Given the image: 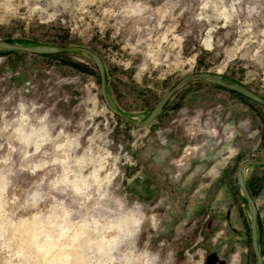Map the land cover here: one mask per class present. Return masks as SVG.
<instances>
[{
	"label": "rangeland",
	"instance_id": "rangeland-1",
	"mask_svg": "<svg viewBox=\"0 0 264 264\" xmlns=\"http://www.w3.org/2000/svg\"><path fill=\"white\" fill-rule=\"evenodd\" d=\"M0 41L90 50L108 100L136 121L192 74L264 99V0H0ZM240 122L264 130V107L194 80L138 129L106 109L85 55L0 51V264H68L34 254L59 232L57 248L83 264L157 250L170 264H238L224 252L226 224L196 193L206 198L210 157L224 146L240 143L233 169L264 156V143L255 151L235 137ZM55 216L57 229L34 225ZM19 223L31 230L15 243Z\"/></svg>",
	"mask_w": 264,
	"mask_h": 264
},
{
	"label": "crops",
	"instance_id": "crops-1",
	"mask_svg": "<svg viewBox=\"0 0 264 264\" xmlns=\"http://www.w3.org/2000/svg\"><path fill=\"white\" fill-rule=\"evenodd\" d=\"M237 124L238 126H235L236 128L233 129V132L236 134L235 137L239 141L242 140L244 142L247 138L254 140L255 151L259 149L260 144L262 147L264 143L263 128L260 129L256 127L247 129L244 122ZM226 153L230 154L225 156ZM239 153L240 143L239 146L234 143L232 146H224L222 150L214 152L210 157L211 164L207 169V174H213V180L210 183L212 187L207 185V191H209L206 193V198L199 193L200 190H202L201 188H199L196 194H198V200H202V202H198L200 205L202 203L204 204L205 199H207L205 203L210 209L208 215L223 221L228 228V240L230 243L228 247H225L224 252L226 253L227 250H229V252L231 251L230 253L233 255L232 258L236 257L241 262V260H246L248 254L247 246L249 245L248 247L250 248V244L247 243V241H249L250 212L240 195L235 180L238 166L246 162V160H243L233 169L234 162L232 160L235 159ZM263 159L264 156L259 160ZM243 178L248 193L256 206L257 242L259 250L262 251L264 255V166L246 168L243 171ZM225 232L227 231L225 230Z\"/></svg>",
	"mask_w": 264,
	"mask_h": 264
},
{
	"label": "water",
	"instance_id": "water-1",
	"mask_svg": "<svg viewBox=\"0 0 264 264\" xmlns=\"http://www.w3.org/2000/svg\"><path fill=\"white\" fill-rule=\"evenodd\" d=\"M0 51L7 52H17V53H27L31 55L38 56H46V55H58V54H70V53H80L85 55L90 59L92 64L94 65L98 76H99V91L102 101L106 107V109L115 117L124 121L125 123L132 125L138 129H143L149 126L157 116L160 114L166 103L170 100V98L175 94V92L180 89L183 85L188 82L194 80H205L211 82L221 88L232 91L258 105L264 107V99L252 93L245 87L231 83L223 80L217 75L209 74V73H201V74H192L187 75L182 78L174 87H172L165 95L161 98V100L153 107V109L149 112V114L141 121H136L126 115H124L121 111L116 109L108 100L106 94V76L103 63L101 59L93 52L88 49L82 47H60V46H51V45H22L15 44L6 41H0ZM264 166V159L259 161H246L239 165L236 170L235 180L236 184L239 188L240 195L243 200L247 203L250 212V241L252 251L257 264H264L262 258L260 256V252L258 249L257 243V210L256 206L250 197L248 190L245 186L243 171L248 167H261Z\"/></svg>",
	"mask_w": 264,
	"mask_h": 264
},
{
	"label": "bare ground",
	"instance_id": "bare-ground-1",
	"mask_svg": "<svg viewBox=\"0 0 264 264\" xmlns=\"http://www.w3.org/2000/svg\"><path fill=\"white\" fill-rule=\"evenodd\" d=\"M1 184V183H0ZM2 185V184H1ZM1 190H2V188H1ZM1 190H0V192H1ZM1 203V202H0ZM55 212V211H54ZM53 213V212H52ZM58 220H59V217L57 218L56 216L55 217H51V218H49V220H48V222H46V221H40V220H34L35 221V223H34V225H35V227H37V228H40V227H45V228H48V229H57V227H59V225L61 224V222H60V224H59V222H58ZM24 223V222H23ZM23 223H19L18 225H16V227L12 230V231H9L10 233L8 234V237L10 238V239H12L15 243H18V242H20V241H27L28 239H29V235H30V230H31V228L29 227V226H27V225H25V224H23ZM31 225V224H30ZM61 228V227H60ZM59 228V229H60ZM38 230V229H37ZM33 231V230H32ZM36 231V230H35ZM42 233V232H41ZM53 233H55V232H53ZM57 233V232H56ZM55 233V234H56ZM67 233V232H66ZM84 233V232H83ZM48 235V234H47ZM75 235V234H74ZM49 236V235H48ZM56 236V235H55ZM59 236L61 237H63L64 235L61 233V232H59L58 233V236H56L57 238H59ZM34 237V236H33ZM52 237H53V235H52ZM56 237H55V239L54 238H51V240L50 241H48L49 243H47L46 245H40L41 247H35L36 249H35V253L34 254H36V256H37V258L38 259H40V260H42V259H45L46 257H47V255L48 254H50V255H52L56 260H60V259H65L67 262H68V264H83L82 263V260L83 259H85V258H83L82 259V257L79 255V253H77V251L76 252H73L72 253V258H71V260H70V252H71V250H70V252L68 253H66V252H64L63 250L64 249H60V248H57V244H56ZM79 238V237H78ZM58 240V239H57ZM71 240V239H70ZM47 241V240H46ZM25 244V243H24ZM44 244V243H43ZM22 245V244H21ZM37 245V244H36ZM62 247V246H61ZM33 248V247H32ZM83 248V247H82ZM23 249V248H22ZM66 251V250H65ZM69 251V250H68ZM81 251V250H80ZM83 252V251H82ZM81 252V253H82ZM70 256V257H69ZM52 257V258H53ZM69 257V258H68ZM48 258V257H47ZM51 257H50V259H52ZM53 258V259H54Z\"/></svg>",
	"mask_w": 264,
	"mask_h": 264
},
{
	"label": "clouds",
	"instance_id": "clouds-1",
	"mask_svg": "<svg viewBox=\"0 0 264 264\" xmlns=\"http://www.w3.org/2000/svg\"><path fill=\"white\" fill-rule=\"evenodd\" d=\"M108 209L101 208V213H106ZM103 219V216L101 217ZM120 260L123 261V264H129V261L125 260L123 256L120 257ZM130 264H170L169 259H162L161 253L159 250L155 252L145 251L139 257L133 258Z\"/></svg>",
	"mask_w": 264,
	"mask_h": 264
},
{
	"label": "flooded vegetation",
	"instance_id": "flooded-vegetation-1",
	"mask_svg": "<svg viewBox=\"0 0 264 264\" xmlns=\"http://www.w3.org/2000/svg\"><path fill=\"white\" fill-rule=\"evenodd\" d=\"M248 236H249V244H250V254H251V256H252V260H253V262L255 263V264H257L256 263V260H255V257H254V254H253V251H252V247H251V241H250V225H249V232H248ZM258 243V242H257ZM258 249H259V247H258ZM259 252H260V256H261V258H262V261H264V257H263V253H262V251H260L259 250ZM235 261H236V259H235ZM247 257H246V260H241V262H240V260H238L237 261V263L238 264H248L247 263ZM206 264H221V262L217 259V258H211V257H209V258H207V261H206Z\"/></svg>",
	"mask_w": 264,
	"mask_h": 264
},
{
	"label": "trees",
	"instance_id": "trees-1",
	"mask_svg": "<svg viewBox=\"0 0 264 264\" xmlns=\"http://www.w3.org/2000/svg\"><path fill=\"white\" fill-rule=\"evenodd\" d=\"M23 45H28V44H23ZM1 52H7V51H1ZM64 54H58V55H47V56H62Z\"/></svg>",
	"mask_w": 264,
	"mask_h": 264
}]
</instances>
